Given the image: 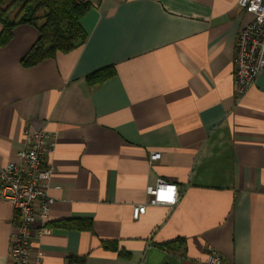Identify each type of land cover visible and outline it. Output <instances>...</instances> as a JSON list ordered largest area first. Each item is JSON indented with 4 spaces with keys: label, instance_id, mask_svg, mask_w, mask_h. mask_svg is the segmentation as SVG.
<instances>
[{
    "label": "crops",
    "instance_id": "crops-1",
    "mask_svg": "<svg viewBox=\"0 0 264 264\" xmlns=\"http://www.w3.org/2000/svg\"><path fill=\"white\" fill-rule=\"evenodd\" d=\"M253 19L237 0H94L86 43L32 67L21 60L40 33L14 30L0 47V167L29 134H56L52 232L33 241L43 264H206L209 246L222 264H264V69L238 99L233 63ZM107 66L114 77L86 83ZM159 178L178 186L174 208L149 203ZM15 218L0 200V264Z\"/></svg>",
    "mask_w": 264,
    "mask_h": 264
},
{
    "label": "built area",
    "instance_id": "built-area-1",
    "mask_svg": "<svg viewBox=\"0 0 264 264\" xmlns=\"http://www.w3.org/2000/svg\"><path fill=\"white\" fill-rule=\"evenodd\" d=\"M92 4L94 0H78ZM238 5L254 14V19L238 34L234 56L237 98L241 99L254 86L264 69V0H237ZM57 149V136L47 130L29 134L27 144L16 152L14 160L0 167V200L10 202L15 210L14 231L11 235L9 264H43L42 254L34 247V239L50 234L47 223L54 198L49 194L54 168L48 162ZM161 158L154 151L151 160ZM153 205L174 208L181 193L176 184L157 179L147 186ZM147 204L134 207L133 216L139 218ZM206 264H222L220 253L208 247Z\"/></svg>",
    "mask_w": 264,
    "mask_h": 264
},
{
    "label": "trees",
    "instance_id": "trees-1",
    "mask_svg": "<svg viewBox=\"0 0 264 264\" xmlns=\"http://www.w3.org/2000/svg\"><path fill=\"white\" fill-rule=\"evenodd\" d=\"M90 7V3L78 0H0V47L11 41L18 26L28 24L36 27L40 36L22 58L24 67H32L55 58L58 53L71 52L88 39L82 19ZM115 75L114 66H107L90 73L85 79L89 86H94ZM72 223L80 228L92 229L91 220H72ZM184 241L178 238L161 245L165 250L176 251ZM103 246L116 249L117 242L104 241Z\"/></svg>",
    "mask_w": 264,
    "mask_h": 264
}]
</instances>
